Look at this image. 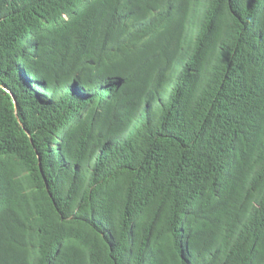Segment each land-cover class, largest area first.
I'll return each instance as SVG.
<instances>
[{
	"label": "trees",
	"instance_id": "trees-1",
	"mask_svg": "<svg viewBox=\"0 0 264 264\" xmlns=\"http://www.w3.org/2000/svg\"><path fill=\"white\" fill-rule=\"evenodd\" d=\"M0 264H264V0H0Z\"/></svg>",
	"mask_w": 264,
	"mask_h": 264
}]
</instances>
